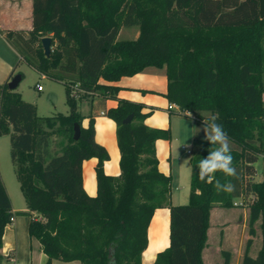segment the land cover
<instances>
[{
  "label": "trees",
  "instance_id": "obj_1",
  "mask_svg": "<svg viewBox=\"0 0 264 264\" xmlns=\"http://www.w3.org/2000/svg\"><path fill=\"white\" fill-rule=\"evenodd\" d=\"M134 25L136 38H119L122 26ZM1 31L20 60L66 86L68 112L39 115L35 103L9 88V80L0 84V135L10 134L27 205L17 213H36L29 234L47 254L46 264L53 259L142 264L151 218L163 206L170 208V244L158 251L154 264H204L211 210L233 207L236 198L249 206V233L256 234L258 220L262 231L257 255L250 254L249 237L241 264H264V178H253L255 163L261 156L264 161V0H33L31 29ZM46 35L52 37L49 55L42 44ZM148 66L166 68L169 101L205 126L196 132L186 203L171 201L172 176L159 169L155 142L169 139L170 129L149 126L145 119L151 111L142 102L119 98L117 85L100 81ZM77 83L86 91L79 96L72 94ZM94 92L118 98L105 110L117 124L118 175L104 170L109 152L95 138L92 114L83 125L80 105ZM129 114L132 119L125 121ZM212 122L228 136L236 176L217 172L206 183L198 165L219 147L205 139ZM76 123L81 125L77 139ZM53 136L61 137L60 148ZM90 157L98 158L95 195L83 185V161ZM217 180L234 190L217 192ZM13 215L0 173V249ZM222 253L223 264H231L232 253ZM3 257L0 250V264Z\"/></svg>",
  "mask_w": 264,
  "mask_h": 264
},
{
  "label": "crops",
  "instance_id": "obj_2",
  "mask_svg": "<svg viewBox=\"0 0 264 264\" xmlns=\"http://www.w3.org/2000/svg\"><path fill=\"white\" fill-rule=\"evenodd\" d=\"M32 26L33 0H0V37L12 47L13 45L1 30H28ZM13 68L9 71L6 80L11 79L9 75ZM100 81L117 85L119 87L117 97L142 102L145 105L144 110L151 111L145 119L149 126L170 129L169 139L158 138L155 142L159 169L172 176L171 201L173 203L188 202L191 189V156L195 147L196 132L197 129L205 128V126L198 125L191 112L187 111V115L182 114L177 104L169 108L171 102L166 95L168 90L166 68L148 66L140 72L123 75L115 81H107L103 78ZM117 104L118 98H103L101 94L94 92L83 98L80 107L85 115L84 126L89 124L90 114L94 117L95 138L109 152V158L104 162V170L111 175H118L121 172V152L117 139L116 121L107 115L105 110ZM97 162V157H90L83 161V185L90 195H95L98 190ZM184 177L185 180H183ZM11 202L15 219L12 224L6 226L3 234V246L0 250L4 257L1 264H46L47 254L41 249L40 242L31 238L29 234V224L36 213L19 214L18 211L27 210L26 202L21 207H15L12 199ZM214 208L215 206L211 210V222ZM169 244L170 208L158 207L148 227V245L143 251L142 264H154L158 251ZM58 260L53 259L52 264H63ZM68 262L71 261L66 263Z\"/></svg>",
  "mask_w": 264,
  "mask_h": 264
},
{
  "label": "rangeland",
  "instance_id": "obj_3",
  "mask_svg": "<svg viewBox=\"0 0 264 264\" xmlns=\"http://www.w3.org/2000/svg\"><path fill=\"white\" fill-rule=\"evenodd\" d=\"M138 34L139 27L137 25L122 26L119 38L133 39L136 38ZM16 64H18V66L15 72L24 73V77L21 79L16 89L22 93L25 100L37 105L39 115H51L57 111L68 112L69 106L66 100L65 84L43 75L29 63L20 60L17 51L5 41V39L0 37V84L6 80L9 71ZM38 82L43 85V90L37 88L36 84ZM204 114L207 115L208 113L205 112ZM175 115L177 114L175 113ZM53 137L54 146L60 148L57 143H59L61 137ZM197 147L198 145L195 142L193 153L196 151ZM181 151L182 150L180 149V152ZM255 165L257 171L253 178L256 180H262L264 178V161L262 156L257 160ZM0 173L6 189L13 201V205L15 207L24 206L25 198L20 187V181L17 177L16 167L11 155V137L9 133L0 135ZM183 180H185V177ZM242 200V198H236L235 201L238 203L233 207L215 206L212 215V222L209 227L207 245L206 248H204L203 258L205 264H223V249H227L232 253L231 264H241L246 242L249 237L253 238V243L250 247V254L253 256L257 255L262 245L260 220L256 222L257 232L252 236L249 233L248 225L249 206L245 203L242 204ZM58 262L63 264L80 263L78 260L66 263L67 261L60 259Z\"/></svg>",
  "mask_w": 264,
  "mask_h": 264
},
{
  "label": "clouds",
  "instance_id": "obj_4",
  "mask_svg": "<svg viewBox=\"0 0 264 264\" xmlns=\"http://www.w3.org/2000/svg\"><path fill=\"white\" fill-rule=\"evenodd\" d=\"M210 131L205 139L212 144H218L219 147L209 152V155L200 161L199 179L201 182L211 183L213 176L217 172L223 173L226 177H235L236 170L232 166L233 157L229 146V140L226 132L221 125L212 122L209 126ZM217 192L230 193L234 190L231 183H221L219 180L214 185Z\"/></svg>",
  "mask_w": 264,
  "mask_h": 264
},
{
  "label": "water",
  "instance_id": "obj_5",
  "mask_svg": "<svg viewBox=\"0 0 264 264\" xmlns=\"http://www.w3.org/2000/svg\"><path fill=\"white\" fill-rule=\"evenodd\" d=\"M51 40L52 37L50 35H46L42 37V44L44 47V51L47 55L50 54L51 52ZM22 79V73L17 72L14 74V76L8 81V86L10 89H15L20 81ZM133 114H129L126 118L125 121H130L132 119ZM81 133V125L79 123L75 124V133H74V138L77 139L80 136Z\"/></svg>",
  "mask_w": 264,
  "mask_h": 264
},
{
  "label": "built area",
  "instance_id": "obj_6",
  "mask_svg": "<svg viewBox=\"0 0 264 264\" xmlns=\"http://www.w3.org/2000/svg\"><path fill=\"white\" fill-rule=\"evenodd\" d=\"M37 88L40 90V89H43V85L41 83H37ZM80 91V92H79ZM83 92H86L85 89L79 87L78 83L74 86V90L72 92L73 95H76V96H79L80 93H83ZM174 105H176L175 103H170L169 104V108H172ZM187 112V111H186ZM189 112V111H188ZM235 203H238L237 201ZM15 219V215L11 216L10 218V224L13 223Z\"/></svg>",
  "mask_w": 264,
  "mask_h": 264
}]
</instances>
